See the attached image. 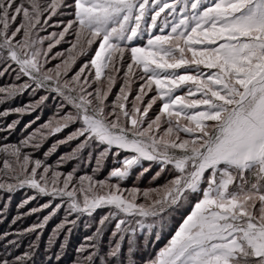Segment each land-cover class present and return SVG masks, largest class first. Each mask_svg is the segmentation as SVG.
Wrapping results in <instances>:
<instances>
[{"label":"snow or ice","instance_id":"6c2138e0","mask_svg":"<svg viewBox=\"0 0 264 264\" xmlns=\"http://www.w3.org/2000/svg\"><path fill=\"white\" fill-rule=\"evenodd\" d=\"M56 15L73 19L59 33L41 37ZM68 34L75 37L68 55L57 53L51 59L60 63L48 67L52 48ZM145 36V45L134 46ZM93 45L94 55L73 72ZM12 72L16 81L26 79L0 87V104L29 89L43 90L61 101L62 115L18 144L0 145V191L27 187L66 198L77 218L109 209L78 249L75 264H95L98 257L100 264H124L126 239L128 264H135L137 233L163 228L167 214L193 196L191 211L168 244L145 264H264V0H0V77ZM118 79L119 91L109 101ZM48 98L0 117L30 114ZM71 125L78 127L58 143H79L61 162L79 158L86 148L100 149L93 176H81L76 184L75 170H51L23 151L40 147L38 135L43 139ZM109 156L117 166L107 179L95 180ZM152 165L159 167L153 182L170 178L154 187H121L137 169L139 181ZM54 214L27 231L43 229ZM113 220L112 237L118 239L101 257L98 240ZM75 223L66 218L57 232ZM32 255L11 260L6 254L0 264H26Z\"/></svg>","mask_w":264,"mask_h":264},{"label":"rangeland","instance_id":"374dc122","mask_svg":"<svg viewBox=\"0 0 264 264\" xmlns=\"http://www.w3.org/2000/svg\"><path fill=\"white\" fill-rule=\"evenodd\" d=\"M46 18H47V14H45L44 16L41 17V24H43V20ZM21 19H22V17H18L16 24H19ZM69 19H73V17L69 16V15L52 16L51 19L48 20V25H50V26H45L44 30L39 32V35L41 37H44V36H48L50 33H53V32L59 33L60 31L63 30L64 25L67 23V21ZM59 21H63L64 23L60 24L59 27H56L55 25ZM154 31H156V30H154ZM74 40H75L74 35L68 34L64 37V39L59 44L55 45V47L52 48V51L49 53L50 63L48 64V67H53L56 64L60 63L61 58H59V57L56 59H51V57L55 56L57 53H64L65 57L68 55L67 50L71 47V43L74 42ZM141 40L135 41L134 46L145 45L146 41H147V36H145ZM47 44H48V41H45L43 47L46 48ZM96 47H97V45H93L92 50H90L87 55L80 56L76 60V64L73 67V72L78 70V68L86 60L91 59V57L94 55V50ZM128 57H129V54L126 53L125 54V67H126L127 62H129ZM13 67H15V65H13ZM122 75H123V71H121V73H120V76H122ZM23 79H26V78H22L20 81H16L14 72H12L10 74H6L5 76L0 77V87L9 85L11 83H23ZM121 83H122V80L118 79L116 86L112 89V95H110L108 98L109 101L114 99L115 94L119 91V87H120ZM138 87H139V82H137L136 84L133 85V91L135 92V89ZM38 92L39 93L32 95L33 92L31 91V89H29V90L25 91L24 93H22L21 94L22 99L26 98V99H23L24 101H23L22 106H25L29 103H34L35 101L39 100V98L41 96L48 95L49 98L43 103L47 107V115H43L40 113V106L42 105L41 104L38 108H36L35 111L31 112L30 114H25V115L21 116L18 113H12V114L8 115L7 117H0V145H3L5 143L18 144L20 141H22L23 139L28 137L30 134H32L37 129H41V126L44 125L45 123H47L49 121L54 123L55 120L58 119L59 115H62V113L58 110L59 105L61 103V101L58 98H54V95H49L48 93H46L43 90L38 91ZM154 94H155L154 91L150 92L148 94V97H146V99L150 98ZM28 95L29 96L31 95V97H29L30 99L28 98ZM12 100L13 99L7 100L3 104H0V112L17 108L18 107L17 105L11 106ZM22 106H20V107H22ZM158 107H159V102L157 103L156 106H154L153 113L158 110ZM153 113H150V115ZM44 119H46V120H44ZM16 120H18L19 123L13 129V136L11 137V136H9V131H5L3 129H5L8 124H11L13 121H16ZM75 128L76 127H73V125L69 126L68 132L71 133L72 131L75 130ZM42 131L45 134L47 133L46 129H43ZM19 133H22L21 136H18ZM68 135L69 134H66V136H63L62 139H59L58 137L55 138V136H57V133L53 134V135H45L43 139H41L40 136L38 135L37 140L40 143V147L39 148L28 147V148H24L23 151L27 152V153H31L33 159H40L45 165L50 166L51 170L59 171L62 174L71 173V172H73V170H75L73 183L76 184V183H78V178L81 176H86V175L87 176H93V169H95V167H96L95 155L99 150L93 152L92 149L86 148L80 154L79 158L67 159V160H64L63 162H61V157H64V156H66V154L71 153L73 151V149L76 147V145L79 143V141H76V140L71 141L69 143H65V144H59L58 143V141L65 139ZM53 145H55V150L50 151L53 148ZM89 152H92L91 158L89 157ZM46 153H47V155H45ZM0 163H2V157H0ZM38 171H42V169L38 170ZM157 171L152 172L149 175L150 176L149 178L146 177V179H144L142 182L143 185L142 184L139 185V183L136 184V182L134 183V180H133V181H131L130 184H128V186H122L121 185V187L122 188H130L134 184H136L140 188H147L150 185L154 187V185L157 182H159V181H155V182L152 181V176H154ZM50 175H51V171L49 172V176ZM108 176H109V172L107 171L106 166L104 165L102 169H100L97 173H95L94 179L95 180H105L108 178ZM63 178L64 177L62 176L61 180H63ZM149 180H150V182H149ZM111 182L115 183L113 181H111ZM17 191H18V194L13 195L14 198H12V200H11L12 203L10 204V205L13 204L14 208L12 209V212H10L9 215L6 217L5 221H4V215H6L5 211L8 209V205H9V201H10V198H9L10 196H8V195L10 193L5 192L4 194H1V192H0V222L3 221L2 226H0V256L5 255V252L10 250V252L13 253V257H14V258H11V260H14L16 257L22 256V255H24V253L28 252V250H26V251L24 250L22 254L21 253L18 254V251H20V250L22 251V248H20V246H23L21 238L20 237L16 238L18 233L24 232V235H26V236H28L30 234V236H28L29 238L34 236V233L37 232L38 230L35 232H28L27 229H29L32 225H34L38 222H42L43 221L42 217H45V216L53 213L54 210L56 209L55 208L56 205H61V203H62V208L65 207V204H66V206H68V201L66 198L63 199V200H65V202H63V200L60 198H55L56 202L50 204V207H48L47 211H43V212L37 211L35 213L28 214L31 212V209H40L43 205L49 203V201H47V200L46 201H41V200L39 201L38 199H41V197L37 196V192L35 190L27 188V187L22 188V189L17 190ZM29 197H35V199L31 200L27 204H24L23 208L20 210L21 214L20 215L16 214V216H14L15 212H17V209H15L16 205L21 206L25 200L29 199ZM193 198H195V196H193L190 199V202L188 204L183 205L180 210L184 211L186 209L185 207H188V205H190ZM195 201L192 203V205L195 203ZM5 205H7V207H4ZM192 205H191V207H192ZM191 207H190L189 211L187 212V214H189V212L191 211ZM43 209H45V208H43ZM103 209L104 208H100V209L96 210V213L100 214V219L103 216H105L107 214V211H108L107 208H105L104 210ZM60 213L62 214L61 217L63 219H61L60 221H59L60 217L57 219L58 221H57L56 225L54 226L55 228L53 227L54 228L53 229L51 227L50 236L48 238H46L45 241L43 240L42 241L43 243L41 244V246H39V247H42L44 249V252H47L46 247H50L51 245H53L52 242L57 237L58 226L61 225L65 221V219L67 218L64 214H66L68 212L61 211ZM27 216H29L30 218H34V222L27 224L25 221V217H27ZM168 216H169V214H167V218H168ZM184 217H183V219H184ZM175 218L176 219L179 218L178 213L176 214V216H174V219ZM67 220L72 221L74 219L67 218ZM13 221H15L14 226L7 228L9 222H13ZM174 221L171 222V223H173L172 225H174ZM22 222H24V223L22 224ZM181 223H182V221L178 224L176 230L179 228ZM16 224L17 225L22 224V226H23L22 231L23 232H20V230H19V228H17V226L15 227ZM69 225L70 224H65V227L63 229H61V231H64L66 229L68 230ZM91 230H94L93 227L91 228ZM109 230H111V227ZM175 231L173 232L172 235H174ZM67 233H69V231ZM44 234H45V232H44ZM89 234H90V231H89ZM172 235H171V237H172ZM67 236H68V234H65V239L69 240ZM110 237H112V235ZM171 237L169 238V240L171 239ZM49 238H50V240H49ZM169 240L166 242V244L163 246V248L168 244ZM12 242H15V243H12ZM87 243H89V242H87ZM36 244H37L36 242L32 243V246L30 248V250H31L30 252H32V249L35 248V247H33V245L36 246ZM71 246L72 245L69 244V247H68L70 254L72 253V247ZM16 247H19V249L16 250ZM78 249H80V248H78ZM89 251H92V250L89 249ZM125 251L127 252V249H125ZM78 254H79V256H81V254L77 251V256H75L77 259L79 258ZM56 259L57 258H55V260ZM29 264H36V263L32 261V262H29ZM63 264H66V263H63ZM73 264H75V262ZM127 264H128V261H127Z\"/></svg>","mask_w":264,"mask_h":264},{"label":"trees","instance_id":"16d2710c","mask_svg":"<svg viewBox=\"0 0 264 264\" xmlns=\"http://www.w3.org/2000/svg\"><path fill=\"white\" fill-rule=\"evenodd\" d=\"M36 93H39V92L37 91ZM36 93H33L32 95H35ZM29 97H31V95L30 96L28 95V98ZM23 99H26V98H23ZM23 99H22L21 94L16 96V98H13V100L11 101V106H16V105L18 107L22 106L23 101H24ZM40 113L43 115H47V107L44 104H42L40 106ZM44 120H46V119H44ZM73 127H78V125H73ZM65 133L69 134L68 128L64 129L60 133H57V136H55V138L58 137L59 139H62L63 136H66ZM21 134L22 133H19L18 136H21ZM9 136H11V137L13 136V130L9 132ZM98 150H100V149H98V148L95 150L92 149L93 152L98 151ZM104 165L106 166V169L108 172H110L111 169H113L115 166H117L114 159L111 156L108 157V159L104 163ZM147 166H148V162H145V167H147ZM157 170L159 171V167L156 165H152L150 172L146 173L144 175V177H142L139 181H137L136 180V174L139 171L137 169L133 173V175L129 179L122 182L121 185L122 186H128V184H130L131 181H133V180H134V183L136 182V184L139 183V185L140 184L143 185V183H142L143 180L146 179V177L149 178L150 177L149 175L152 172L157 171ZM169 178L170 177L167 174H165L158 180L159 182H157L156 184H163L165 182V180L169 179ZM112 181L116 182L115 179H113ZM149 182H150V180H149ZM156 184L154 186H156ZM0 192H1V194L5 193L4 191H0ZM16 194H18V191H15V192L10 193L8 195V196H10L9 197L10 201H9L8 209L5 211L6 215H4V221L6 220V217L9 215V213L12 212V209L14 208L13 204L12 205H10V204L12 203V201H11L12 198H14L13 195H16ZM37 196L41 197V199H38L39 201L40 200L41 201L47 200V201H49L50 204L56 202V200L51 196L48 197V196H42V195H38V194H37ZM196 199H197V197L193 198L190 205H188V207H185L186 209L184 211L180 210L182 207H180L174 211H171L169 213L168 218H166V220H165L163 228L157 227L152 233H147L146 231H141V232L137 233L136 251L132 255V260L135 262V264H145V262L148 261L150 258H153L156 256V254L163 248V246L169 240V238L171 237L173 232L176 230L178 224L182 221L183 217L186 216V214L189 211L192 203ZM63 202H65V200H63ZM49 203H47V204H49ZM22 208L23 207L16 205L15 209H17V212H15L14 216H16V214L20 215L21 214L20 210ZM55 208H56V206H55ZM64 208H62V203H61V207H59V209L56 208L54 210L55 214L50 216V219L48 220L45 227L43 229H38V231L34 233V236H32L30 238L28 237V236H30V234L28 236H26V235H24V232L22 231L23 230L22 224L24 222H22V224H20V225H17V224L15 225V227L17 226V228H19L20 232H23V233H18L17 237H16V238L20 237L22 240V243H23L22 244L23 246H20V248H22V251L21 250L18 251V254H20V253L22 254L24 250L25 251L28 250V252H30L31 251L30 248L32 246V243L33 242L37 243L35 248L32 249L33 255H32L31 259L28 260L26 262V264H29V262H32V261L35 262L36 264H63V263L73 264L79 258H81V256H79V254H78V256H79L78 259L75 257V256H77L78 248H81V246L87 245L88 244L87 238L93 236L94 233L96 232V229L99 226L98 224H99V220H100V214L96 213V211H95L91 216H88L85 214V215H80L79 218H77V213H69V209H68V206H66V204H65ZM47 210H48V207L43 209L41 212L47 211ZM107 210L109 211V209H107ZM61 211L68 212L64 215L67 218L74 219L76 221V223L74 225L70 224L68 227V230L67 229L64 231L60 230L59 232H57V237L52 242L53 245H51L50 247H46L47 252H44V249L42 247H39V246H41V244L43 243L42 242L43 240L45 241V239L50 236L51 227L53 228L56 225V223L58 221L57 219L59 217H60L59 221L61 219H63L61 217V215H62L60 213ZM108 211H107V214H108ZM177 213H178L179 218H177V219L175 218L176 219L175 220L174 216H176ZM47 216H49V215H47ZM43 218L44 217H42V219ZM25 221L27 224L33 223L34 218H30L29 216H27V217H25ZM173 221H174V225H172L173 223H171ZM2 222H0V226H2ZM14 222L15 221L9 222L7 228L14 226ZM115 223H116L115 220L108 223L106 225V227L104 228V231H103L101 238L98 240L99 252H100L101 257L107 253L110 246L114 245L115 239H118V237L115 239L113 237H110L112 235V232L115 230ZM92 227L94 230H91ZM110 227H111V230H109ZM69 229H71V231H69ZM68 231H69V233H67ZM89 231H90V234H89ZM44 232H45V234H44ZM157 232L159 233V238H157ZM65 234H68L67 237L69 240L65 239ZM49 240H50V238H49ZM69 244L72 245L71 246L72 247V253L71 254L68 250ZM127 248H128V245H127V239H126L122 245V253H123L122 259L124 261V264H127V261H128V251L127 252L125 251V249H127ZM18 249H19V247H16V250H18ZM6 254H7L9 259L14 258L13 253H11L10 250L5 252V255ZM86 254L87 253H85V255ZM55 258H57V259L55 260ZM95 264H100V258L99 257L96 259Z\"/></svg>","mask_w":264,"mask_h":264},{"label":"crops","instance_id":"0c3cea01","mask_svg":"<svg viewBox=\"0 0 264 264\" xmlns=\"http://www.w3.org/2000/svg\"><path fill=\"white\" fill-rule=\"evenodd\" d=\"M142 41V40H141Z\"/></svg>","mask_w":264,"mask_h":264}]
</instances>
